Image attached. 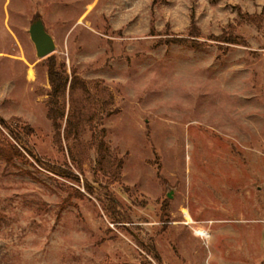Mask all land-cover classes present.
<instances>
[{
	"label": "rangeland",
	"instance_id": "1",
	"mask_svg": "<svg viewBox=\"0 0 264 264\" xmlns=\"http://www.w3.org/2000/svg\"><path fill=\"white\" fill-rule=\"evenodd\" d=\"M0 118V264H264V0H0Z\"/></svg>",
	"mask_w": 264,
	"mask_h": 264
},
{
	"label": "trees",
	"instance_id": "2",
	"mask_svg": "<svg viewBox=\"0 0 264 264\" xmlns=\"http://www.w3.org/2000/svg\"><path fill=\"white\" fill-rule=\"evenodd\" d=\"M50 57V56H47ZM48 81L49 84L52 87V97L54 99L58 98L59 92L64 88L65 86V80L63 79L61 73L56 69L55 63L54 62H50L49 66H48ZM0 125L7 129L11 135V138L13 139V141L16 143L15 145H12L10 143H8L9 147H8V156H3V158L5 159L7 164H12V161L14 158L17 159H21L27 162V160H25V157L22 153V147H20L19 145V138L17 136H15V134L13 133V131L10 130V128L7 126V124L0 118ZM25 131L27 132L28 129L25 128ZM27 154L29 155V157L43 170L54 174L56 176L62 177V178H68V177H73L77 180L76 177L72 176L71 173L66 172L65 170H63V168L61 167H57L55 165H52L50 163L44 162L42 159H40L39 157L35 156L34 154H32L31 152H27ZM106 211L108 213H110L111 215H116V210L112 207H105ZM146 250V254L150 256V258L156 263V264H161L159 255L157 254L154 246L150 245L148 247V249ZM141 264H151L149 261L143 260L141 262Z\"/></svg>",
	"mask_w": 264,
	"mask_h": 264
},
{
	"label": "water",
	"instance_id": "3",
	"mask_svg": "<svg viewBox=\"0 0 264 264\" xmlns=\"http://www.w3.org/2000/svg\"><path fill=\"white\" fill-rule=\"evenodd\" d=\"M28 34L31 42L33 43L37 58L43 59L54 52L55 43L53 38L47 33L40 18H35L31 22ZM167 197L170 198L171 194H168Z\"/></svg>",
	"mask_w": 264,
	"mask_h": 264
},
{
	"label": "crops",
	"instance_id": "4",
	"mask_svg": "<svg viewBox=\"0 0 264 264\" xmlns=\"http://www.w3.org/2000/svg\"><path fill=\"white\" fill-rule=\"evenodd\" d=\"M250 223L252 222V221H249ZM236 223H237V226L238 227H240V225L242 224V223H248V221L247 220H245V221H242V220H240V221H236ZM213 224H215V223H213L212 222V224L211 225H213ZM214 228H215V236L213 237L212 236V245H213V243L216 241V237H217V235H218V233L220 234V233H227V232H229V229H228V227H224V226H222V227H219L218 225L217 226H214ZM203 230H205L204 228H203ZM239 232H237V235H239L238 234ZM234 235H235V232H234ZM215 259L212 257V261H214ZM223 264H225V263H223Z\"/></svg>",
	"mask_w": 264,
	"mask_h": 264
},
{
	"label": "bare ground",
	"instance_id": "5",
	"mask_svg": "<svg viewBox=\"0 0 264 264\" xmlns=\"http://www.w3.org/2000/svg\"><path fill=\"white\" fill-rule=\"evenodd\" d=\"M187 223L189 224V223H192V222L189 220ZM195 234L197 236H199L200 238H207V234L203 233L202 231H196Z\"/></svg>",
	"mask_w": 264,
	"mask_h": 264
}]
</instances>
